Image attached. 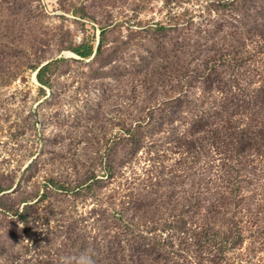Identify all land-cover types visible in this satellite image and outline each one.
<instances>
[{
	"label": "rangeland",
	"instance_id": "374dc122",
	"mask_svg": "<svg viewBox=\"0 0 264 264\" xmlns=\"http://www.w3.org/2000/svg\"><path fill=\"white\" fill-rule=\"evenodd\" d=\"M252 213L264 0H0V264H264Z\"/></svg>",
	"mask_w": 264,
	"mask_h": 264
},
{
	"label": "trees",
	"instance_id": "16d2710c",
	"mask_svg": "<svg viewBox=\"0 0 264 264\" xmlns=\"http://www.w3.org/2000/svg\"><path fill=\"white\" fill-rule=\"evenodd\" d=\"M74 51L76 52V54H78L79 56H81L83 58H88L89 56L92 55V52H93L91 47H87L85 45H81V46L75 48ZM47 66L48 65L40 68L39 71H38V74H37V80H38V82L41 85H47L48 84L46 79H45V77H44V75L46 73V70H47ZM202 116L203 117H201V119H197V121H193L192 124L190 125V127L192 126V129H190L188 131L190 135L194 134V131H193L194 129L193 128L196 126V124L203 125L202 127L204 128V130H205V128L208 129V128L214 126L213 124H209V119L210 118L206 117L205 115H202ZM206 133H208V132H206ZM191 144H192L191 140L188 141V142H185V144L182 146L183 153L188 154V152H189L188 145H191ZM183 161H184V163H186L188 160L187 159H183ZM185 168H186V170H185ZM187 169H188L187 167H184L183 170L181 171L182 172L181 174L184 175V173L186 171L188 172L189 170H187ZM109 170H110V168H109ZM88 176L92 180L96 179V176L94 174H92L91 172L88 174ZM88 176H86L87 177L86 178V182L89 179ZM67 185L63 184V186H65L64 189H67V188L70 187V186H67ZM78 185L79 186H78L77 189L78 190H82L83 187L86 184H78ZM208 190L206 192L207 194H208ZM226 194H228L227 190H224V193H223V191H217V192H214V193L212 192L211 197L209 199H206V201H205L206 202V206L203 207V208L198 206L197 211L199 209H201L202 212L204 213V215L202 216L201 212H197L198 214L197 215L195 214V218H194V223L193 224L196 225L197 226L196 228L201 232L200 236L205 237L204 232L208 231V227L207 226L209 225V223H211V221H215L214 226H215L216 229H220V230L225 232L223 237L226 238V239H231L233 242H235V241L239 240V237L242 236L241 233L234 234V229L233 228L236 227L237 224H234L233 227H229L228 226L226 228L223 227V224H218L219 223L218 222L219 221L218 218L221 217V218H223L225 220H228V218L230 216V205L227 202H225L226 201L225 196H228ZM257 206H260V205H257ZM192 209H193V207H192ZM213 216H216L215 220L212 218ZM247 216L249 218L248 230H249L250 233L253 234V237H254L257 234L254 233L252 230L253 229H257L259 232L262 231V224L263 223H262V218L261 217L264 218V216H262V214H260V213L256 214V215L255 214L253 215V213H252V214H248ZM22 217H23V213H18L17 214V218L18 219H20ZM233 223H235V222H233Z\"/></svg>",
	"mask_w": 264,
	"mask_h": 264
}]
</instances>
